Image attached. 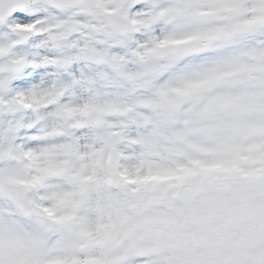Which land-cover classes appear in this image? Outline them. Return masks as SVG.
I'll return each mask as SVG.
<instances>
[{
	"label": "snow or ice",
	"instance_id": "6c2138e0",
	"mask_svg": "<svg viewBox=\"0 0 264 264\" xmlns=\"http://www.w3.org/2000/svg\"><path fill=\"white\" fill-rule=\"evenodd\" d=\"M0 264H264V0H0Z\"/></svg>",
	"mask_w": 264,
	"mask_h": 264
}]
</instances>
